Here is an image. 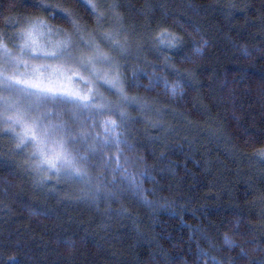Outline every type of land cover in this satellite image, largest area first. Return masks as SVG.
<instances>
[{
  "label": "trees",
  "instance_id": "trees-1",
  "mask_svg": "<svg viewBox=\"0 0 264 264\" xmlns=\"http://www.w3.org/2000/svg\"><path fill=\"white\" fill-rule=\"evenodd\" d=\"M38 21L114 57L129 101L39 110L88 133L80 179L0 123V264H264V0H0L4 45ZM121 111V152L90 151Z\"/></svg>",
  "mask_w": 264,
  "mask_h": 264
},
{
  "label": "snow or ice",
  "instance_id": "snow-or-ice-1",
  "mask_svg": "<svg viewBox=\"0 0 264 264\" xmlns=\"http://www.w3.org/2000/svg\"><path fill=\"white\" fill-rule=\"evenodd\" d=\"M38 27L43 29L46 25L38 21L20 34V39L24 41L20 45L21 56H28L31 52L30 59L56 61L58 63L55 65L42 64L33 68L30 75L17 73L9 75V66L15 63V66L19 67L20 61L14 59L12 52L0 41V91L4 93L15 91L18 94L16 98L0 95V123L7 125L6 132L13 134L17 140L18 148L31 145V158L37 161L36 168L38 171H55L58 174L63 172L64 175L80 179L86 175L80 166V161L86 160L87 157L79 155L74 145L77 142L87 141L88 133L85 131L78 134L74 133L72 125L61 118V113L51 110L39 112V110L41 108L48 109L49 106L53 109L71 106L74 122L85 111L89 112L88 119L104 115L105 112L117 115L116 110L110 106L98 105L93 108L94 100L91 88L87 93H84L82 89L66 87V84L76 81H83L86 86L89 82L84 79L81 73L87 72L95 79L98 73L90 71V65L100 62L112 63V58L100 53L98 48L87 58L75 57L71 52L70 39L58 42L51 51L41 50L34 39ZM173 40L179 42L178 38L174 37ZM88 47L91 48L92 45H88ZM24 66L28 67L27 64ZM104 82L110 88L118 89L122 103L129 101V98L123 95L118 75L111 79L105 78ZM21 97L29 98L27 105L21 103ZM33 110L38 111L39 115L32 116ZM52 116H56L59 122H51L50 117ZM118 120L119 122L111 119L103 122L107 138L102 142L99 141L98 137L94 138L97 143L90 147V151H103L112 144L116 147L118 154L121 152L120 146L125 142L120 139L122 133L116 130L125 124L123 111L119 112ZM46 121L47 123H45ZM112 133L115 135L112 136ZM118 168L119 163L117 161Z\"/></svg>",
  "mask_w": 264,
  "mask_h": 264
},
{
  "label": "rangeland",
  "instance_id": "rangeland-1",
  "mask_svg": "<svg viewBox=\"0 0 264 264\" xmlns=\"http://www.w3.org/2000/svg\"><path fill=\"white\" fill-rule=\"evenodd\" d=\"M96 3V2H95ZM94 8L97 9L100 7L102 8V4H94ZM30 28V27H29ZM29 28H27L25 31H27ZM24 31V32H25ZM74 35L71 34V38H66V37H60L57 36L56 34H49V33H44L43 30H40L37 28L36 33L34 34V39L37 42V45L41 50H47L51 51L52 47L56 45L60 41H64L66 39L71 40V45L74 48L73 50L71 49V52L73 56L75 57H89L93 54V52L96 50V47H94L91 43L86 42L82 37H79L76 39L77 42L73 43L74 40ZM24 41L21 39L19 44L14 45L13 47H9L5 45L10 52H12L14 59H19L20 64L19 67L15 66V63L13 65L9 66L8 68V74L12 75L13 73L17 74H28L30 75L32 72L33 68L39 67L42 64H52L55 65L58 62L56 61H47V60H41V59H30L29 56L31 55V52H29L28 56H21L20 53V45ZM88 45H92V47H88ZM100 53L106 54L105 52L99 51ZM107 55V54H106ZM110 57V56H109ZM112 58V63H96L94 65H90V71H95V73H98L95 79H93L92 76H90L87 72L81 73L83 75L84 79L87 80L89 83L85 86L83 81H76L71 84H66V87L74 88V89H82L84 93H87L88 90L91 88L93 93V97L95 94H97L98 91H101V88H107V89H114L115 88H110L108 84H106L105 78L111 79L113 76L117 75L116 74V65H115V58ZM27 64L28 67L26 68L24 65ZM94 89V90H93ZM96 90V91H95ZM98 90V91H97ZM0 95L4 96H11L13 98L17 97V93L15 91L10 92V93H4L0 91ZM24 98V97H21ZM96 100V99H95ZM51 146V145H50Z\"/></svg>",
  "mask_w": 264,
  "mask_h": 264
}]
</instances>
